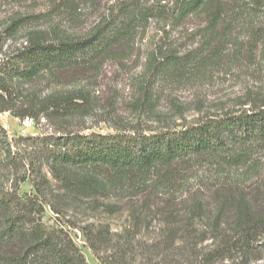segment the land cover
<instances>
[{
  "label": "trees",
  "instance_id": "1",
  "mask_svg": "<svg viewBox=\"0 0 264 264\" xmlns=\"http://www.w3.org/2000/svg\"><path fill=\"white\" fill-rule=\"evenodd\" d=\"M157 12L160 16L131 5L84 36L33 30L0 59V113L37 125L43 119L51 130L11 138L0 125V264H87L67 231L43 224L45 206L57 216L85 205L112 215L122 203L132 219L128 231L112 232L104 224L81 229L101 264H255V255L264 254V211L257 206V200L264 204V191L250 195L237 180L222 181L232 169L250 172L247 166L264 153V100L258 95L242 103L246 108L240 104L148 133L70 128V122L91 115L94 102L87 88L64 89L121 57L119 45L148 19L177 27L199 21L198 44L187 54L172 49L166 32L152 46L140 88L147 106L150 83L197 81L205 70L228 69L223 60L228 44L244 47L237 67L254 65L256 74L264 72V0H168ZM23 24L12 21L9 35ZM200 163L215 168L222 187L208 200L198 189L191 192L182 177ZM25 183L31 191L20 193ZM177 191H186L180 208L157 207L163 192L175 197ZM152 220L158 225L155 239L139 240L142 226Z\"/></svg>",
  "mask_w": 264,
  "mask_h": 264
},
{
  "label": "rangeland",
  "instance_id": "2",
  "mask_svg": "<svg viewBox=\"0 0 264 264\" xmlns=\"http://www.w3.org/2000/svg\"><path fill=\"white\" fill-rule=\"evenodd\" d=\"M167 3L168 0H0V59L23 45L33 30L55 31L64 37L84 36L103 20L120 16V11L125 7L135 5L138 12L150 10L154 11V16H160L157 11ZM14 20H22L24 24L9 35L8 27ZM198 21L189 19L179 27L172 25L170 21L163 22L159 18L140 22L137 29H133L129 39L117 48L122 52L121 57L107 61L98 72L81 75L82 77L72 86L64 89L87 88L94 102V111L91 115L70 122V128L82 129L83 133L113 134L132 131L148 133L179 124H189L208 115L239 108L240 104L248 102L255 94L263 101L264 72L256 74L255 66L247 63L248 69L245 71L237 67L240 65L237 60L243 59L244 56V47L240 43L228 44L227 50L224 51L223 60L226 64L229 63L228 69L222 65L224 69L214 67L205 70L201 73L204 75L202 80L193 81L186 77L181 83L168 81L152 86L150 83L152 78L148 77L147 85L150 83L149 92L152 95L150 106L142 100L140 88L146 84L149 72L147 61L152 46L159 43L166 32L172 49L180 55L187 54L198 44V39L194 38ZM262 22L264 24V18ZM236 50L241 51L237 56L234 55ZM233 60L232 64L230 61ZM242 106L246 108V105ZM0 125L11 138L39 136L41 133L51 132L43 119L37 125L32 120L14 118L7 112L0 113ZM247 167L250 172L246 168L232 169L230 179L223 177L222 181L228 185L229 182L237 180L241 189L250 195H254L258 190L260 194L263 193L264 153ZM182 177L188 178L186 183L191 192L198 189L197 191L205 197L211 196L217 188H222L219 182L217 184L215 181L219 178L215 175V168L212 165L201 163L194 165L183 172ZM30 191L29 183L21 185L20 193ZM185 196L186 191H177L175 197L163 192L157 201V207L178 209L184 203ZM139 199L145 200V195ZM111 200L113 198L104 200V203L113 202ZM257 201L260 203L257 206L264 211L262 200ZM122 204L123 209L112 215L102 213L101 210L94 211L90 205H85L64 211L63 215L57 216L45 206L42 222L48 228L61 227L67 231L87 264H101L89 248L81 229L88 225L104 224L108 225L112 232L128 231L132 219L129 216L128 205ZM140 206V203H137L136 209ZM155 226H158L156 220H152L148 228L142 226L137 238L144 241V238L149 237L148 242L154 240L157 235ZM255 256L257 258L255 264H264L263 253H257Z\"/></svg>",
  "mask_w": 264,
  "mask_h": 264
}]
</instances>
